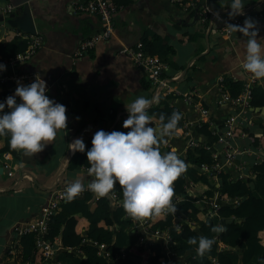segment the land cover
I'll return each mask as SVG.
<instances>
[{"label": "crops", "instance_id": "1", "mask_svg": "<svg viewBox=\"0 0 264 264\" xmlns=\"http://www.w3.org/2000/svg\"><path fill=\"white\" fill-rule=\"evenodd\" d=\"M5 1L0 0V4ZM76 1L28 0L35 33L42 35V41L26 61L5 66L6 73L26 71L34 75L25 93L10 98L3 106L11 114L29 113L34 136L17 157L7 151L0 153V264H16L6 250L15 236L12 227L38 215L56 178L96 187L94 176L82 167L65 169L74 148L82 146L88 135L114 138L134 131H153L159 125L142 113L154 101L153 87L147 75L121 51L123 46L139 40L143 32L156 34L162 43L171 45L173 52L161 58L166 63L165 73L178 75L171 80V87L193 90L207 108V118L213 126L227 112L234 111L230 103L221 101L217 78L230 76L243 81L246 75L242 61L254 55L264 59V0H200V5L213 12L211 20L205 22L193 8L184 9L169 0H113L117 5L112 17L113 33L73 57L79 41L101 26L95 14L72 13L70 5ZM238 11L249 22L248 29L229 36L218 32L226 17ZM8 29L21 31L3 20L0 39ZM10 84L0 82V99L8 93ZM38 90L50 96L55 114L42 116L30 109ZM168 102L181 112L184 121L196 118L197 110L180 95L170 94ZM249 116L251 125L245 128L260 133L264 129V111L252 110ZM189 129L186 136L170 140L175 159L182 156L184 147H194L189 142L214 147L213 137L198 133L193 124ZM234 143L240 151L230 170L234 175L238 171L248 174L253 161L264 159V149L252 146L241 128L234 135ZM104 161L98 146L93 152V167ZM3 162H8L9 168H4ZM160 164L166 183L168 168L163 160ZM119 227L128 232L124 224ZM61 249L57 239L47 264H70L57 256ZM125 250L122 247L123 253ZM235 262L239 264L240 258L236 257Z\"/></svg>", "mask_w": 264, "mask_h": 264}, {"label": "trees", "instance_id": "2", "mask_svg": "<svg viewBox=\"0 0 264 264\" xmlns=\"http://www.w3.org/2000/svg\"><path fill=\"white\" fill-rule=\"evenodd\" d=\"M120 1L126 0H116ZM139 44L160 59L173 52L171 45L162 43L159 36L149 32L141 34ZM25 46L26 38L8 29L0 39V59L15 55ZM221 87L234 96L240 91L242 81L223 76ZM250 93L251 106L264 105V75L251 86ZM169 96L158 95L142 113L157 120L161 126L170 124L172 129L180 131L182 114L169 104ZM262 122L264 124V116ZM194 128L200 134L213 137L206 122ZM244 130L252 146L264 149V129L258 134ZM33 136L29 113L11 117L0 115V153L7 151L17 157L22 146ZM98 146L103 150L105 161L97 170L107 181L113 182L120 198L145 180L152 193L163 197L179 194L184 190L185 182L190 181V188L204 197L216 192L221 199L236 198L233 202L221 201L216 209H211L208 203L185 194L165 210L149 194L133 193L130 199L132 211L146 216V225L150 229L167 228L174 241L168 245V252L172 254L168 264H212L210 256H214L218 264H237L236 257L240 258L239 264H264V239L260 237L264 232V159L252 163L245 177H236L230 169L221 168L216 180H212L199 169L201 162H210L207 150L199 144L187 147L178 159H167L168 178L164 183L160 161L171 147L161 145L153 131H134L114 138L88 135L82 146L74 148L65 169L93 167V152ZM93 194V190L87 189L83 195L67 197L49 214L44 237L50 241L59 239L62 249L57 256L60 259L68 260L70 264H157L167 258L159 242L135 245L136 234L119 227L121 224L127 227L129 223V219L122 217L124 208L112 205L104 194L93 199ZM172 211L180 215L178 225L174 224ZM93 242H103L107 255L98 254ZM8 246L14 249L12 256L16 264L49 262L45 263L40 249L35 246L32 232L15 235ZM122 247L126 248L125 253L121 252Z\"/></svg>", "mask_w": 264, "mask_h": 264}, {"label": "built area", "instance_id": "3", "mask_svg": "<svg viewBox=\"0 0 264 264\" xmlns=\"http://www.w3.org/2000/svg\"><path fill=\"white\" fill-rule=\"evenodd\" d=\"M173 3L178 4L184 9L189 7L193 8L195 14L198 15L200 21L211 20L213 12L209 11L204 5H200V0H169ZM14 8V5L6 0L5 3L0 4V14L6 15L11 12ZM117 8L116 3L113 0H77L70 5V11L72 13L77 12H86L90 14H95L100 21V29L92 32L91 34L83 37L77 47L72 51V56H78L84 53L87 49L92 47L96 41L99 39H104L110 36L113 33V13ZM241 11L233 12L226 17L224 23L219 27L218 32L229 36L235 31H246L248 29L249 22L242 17L240 14ZM16 34L26 38L25 48L16 53L15 55L0 59V82L10 81L11 84L8 86V93L0 99V115L11 117L14 114H11L9 110H3V106L8 102L10 98L21 97L26 88L29 87L30 82L33 80V73L26 71H12L9 73L5 72L6 63H19L26 61L35 49L39 46L42 41V35L38 33H23L21 31H16ZM121 51H124L131 60V63L141 69L148 77L150 84L153 87L152 98L156 99L158 95L163 94H174L180 95L181 98L186 102L193 105L197 110V116L194 119L186 121L182 118V130L172 129L170 124L160 126L161 137H157L161 145L165 147L171 146L172 138H181L186 136L189 133V125L193 126L200 125L201 122L207 123V128L213 134V144L214 147L210 148L206 145H202L205 150H207L210 162H201L199 164L200 171L206 173L212 180H216L217 173L221 168L231 169L234 157L236 153L240 150L234 143V135L237 134L238 130L241 128L244 130L245 126L250 127L251 119L249 113H251V104H250V88L253 84L260 81L261 77L264 75V59L260 56H248L241 63V68L245 71V79L242 81V87L240 91L234 95L230 96L225 90H222L221 87V78H217V88L219 89V95L221 101H227L234 107V111L227 112L218 125L213 126L212 122L207 118V108L200 103V99L195 96L193 90H179L176 87H171L170 82L173 78H176L178 75H168L165 73L166 63L160 59L159 56L151 54L142 49L141 45L138 42L125 45L121 48ZM230 77V76H229ZM233 78V77H231ZM17 84V88H14V85ZM30 109L36 111L39 115H53L56 113L55 106L53 105L50 96L46 93L45 90H38L34 93ZM243 127V128H242ZM237 129V132H236ZM247 129V128H245ZM247 135V134H246ZM194 143L193 146H198L199 143L196 141L189 142ZM190 146V145H189ZM188 146V147H189ZM258 147V146H256ZM187 147H184V150ZM261 148V147H259ZM176 155L172 152V149L169 153H165L161 159L164 160V163L168 158H175ZM258 160H262L261 158ZM256 161V160H255ZM253 161V163L255 162ZM2 166L4 168H9L8 162H3ZM84 170L91 173L95 180L96 187H89L81 182L77 181H67L60 180L59 178L55 179V185L52 187L48 199L46 200L45 206L43 209L32 219L25 220L20 223L13 225L12 230L14 234H20L24 232H32L34 235V244L40 249L41 255L45 263L50 259L53 250H54V241L44 237L46 231V221L49 214L53 213L59 208V205L67 197L70 196H80L83 195V192L87 189H91L94 192L93 199H97L100 194H104L111 202L112 205L122 206L124 212L122 217L124 219H129L128 230L136 234L134 241L135 245H147L151 242H159L161 248L165 254H167L166 259H161L157 264H168L169 259L172 256L168 252V245L174 243L172 237L170 236L168 229H150L147 227V217L141 214H137L132 211L130 206V199L133 197V193L145 192L150 195L151 199L155 202L161 204L165 210L171 208L172 204L183 197V195H188L193 197L196 201L206 202L209 204L211 209H216L219 205V202H233L236 201V198H225L221 199L217 196V193L210 197H204L198 192L191 191L190 181H186L184 184V190L177 195L172 197L169 196H159L156 193L150 191V186L148 182L143 181L138 187H136L130 194L120 198L114 189L113 182L107 181V179L100 175L96 167H82ZM11 171L8 170L7 174H10ZM248 174L239 173L235 174L236 177H245ZM144 183V186L142 185ZM142 185V186H141ZM216 185V183H215ZM172 217L174 219V224L178 225V220H180V215L174 214L172 211ZM219 223H217V226ZM84 241L85 239L82 238ZM95 243V242H93ZM97 245V253L100 255H107L105 250V244L103 242L95 243ZM70 249V248H68ZM8 252L13 253L14 249L8 247ZM123 253V251H121ZM212 261V264H218L214 256L209 257ZM19 264H40L39 262L29 263L21 262ZM183 264H188L183 262Z\"/></svg>", "mask_w": 264, "mask_h": 264}, {"label": "water", "instance_id": "4", "mask_svg": "<svg viewBox=\"0 0 264 264\" xmlns=\"http://www.w3.org/2000/svg\"><path fill=\"white\" fill-rule=\"evenodd\" d=\"M14 8L11 12L6 15L0 14V22L5 20L10 26L20 29L22 32L26 33H35V28L32 22V16L29 11L28 5L26 4L28 0H9ZM195 13V11H194ZM138 42L136 38L133 41H130L127 45H131ZM251 110L255 111H264V105L261 106H252ZM154 135L156 137H161L160 126L155 125L153 128Z\"/></svg>", "mask_w": 264, "mask_h": 264}, {"label": "rangeland", "instance_id": "5", "mask_svg": "<svg viewBox=\"0 0 264 264\" xmlns=\"http://www.w3.org/2000/svg\"><path fill=\"white\" fill-rule=\"evenodd\" d=\"M166 165V164H165ZM163 171V170H162ZM261 239L263 240L264 239V232H262V234H261Z\"/></svg>", "mask_w": 264, "mask_h": 264}, {"label": "bare ground", "instance_id": "6", "mask_svg": "<svg viewBox=\"0 0 264 264\" xmlns=\"http://www.w3.org/2000/svg\"><path fill=\"white\" fill-rule=\"evenodd\" d=\"M164 161V160H163Z\"/></svg>", "mask_w": 264, "mask_h": 264}]
</instances>
